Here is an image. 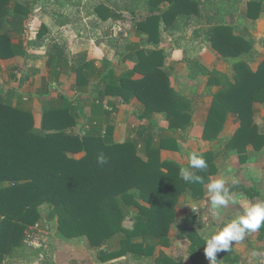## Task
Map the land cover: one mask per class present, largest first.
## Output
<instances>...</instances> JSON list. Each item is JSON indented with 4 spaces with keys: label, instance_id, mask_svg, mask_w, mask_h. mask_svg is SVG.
Returning <instances> with one entry per match:
<instances>
[{
    "label": "trees",
    "instance_id": "obj_1",
    "mask_svg": "<svg viewBox=\"0 0 264 264\" xmlns=\"http://www.w3.org/2000/svg\"><path fill=\"white\" fill-rule=\"evenodd\" d=\"M136 1L125 8L134 13ZM142 1L147 14L134 29L146 35L154 47L124 44L120 74L97 68L96 61L104 60L101 42L89 52L71 55L67 42L54 38L44 52L47 66L59 71L58 84L60 72L75 75L76 89L86 91L97 77L96 89L103 100L109 99V116L117 111V103L129 105L137 99L142 109L134 113L140 121L135 138L117 143L115 125L109 118L105 130L91 119L83 134L74 133L81 112L68 97L50 101L45 88L39 93L44 96L41 128L36 127L31 112L0 97V264H34L40 258L43 250L30 246L27 237L30 228L44 218L43 206L51 210L50 217H57L58 230L66 239L86 237L92 248L101 249L121 236L119 248L102 254V261L127 257L135 264H183L182 258L158 256L157 250L187 238L191 262L209 264L196 216L189 214L180 222L177 212L182 198L188 202L205 198L207 183L219 173V158L228 159L236 150L240 161L246 162L249 146L255 151L264 149V134L254 121L264 106V62L257 72L250 70L248 65L259 56L256 41L243 34L250 25L236 20L239 16L257 19L264 13V0ZM34 6L31 0H0V59L28 54L22 40L18 44L13 40L26 36ZM115 9L110 1L94 7L104 22L117 17ZM191 25L203 27L206 41L232 64L233 72V80L222 83L226 96L215 98L201 125L193 123L191 101L175 89L174 70L167 65L169 54L158 48L163 31L171 34ZM48 33L47 28L40 29L38 48L43 47ZM27 78L22 77V85ZM230 113L240 120V127L222 141L219 136ZM155 114L165 115V121L157 124ZM191 138L212 144L199 153L207 161V169H190L204 178L203 183H188L179 177V169L188 167L189 159L178 162L163 156L164 151L180 152V143ZM100 154L106 163H98ZM128 218L133 222L131 229L124 226ZM176 228L184 232L174 236ZM257 231L264 250V226ZM238 256L231 246L219 264H239Z\"/></svg>",
    "mask_w": 264,
    "mask_h": 264
},
{
    "label": "rangeland",
    "instance_id": "obj_2",
    "mask_svg": "<svg viewBox=\"0 0 264 264\" xmlns=\"http://www.w3.org/2000/svg\"><path fill=\"white\" fill-rule=\"evenodd\" d=\"M110 1L114 3L115 10L118 9L117 17L104 22L94 11L97 4ZM134 0H70L66 4L65 0H31L34 3V10L32 11L28 20V32L25 36V42H29L28 49L33 45L30 53V58L26 59L21 57L17 63L19 68H24L26 71L33 68L35 76L38 77L37 84H42V78H45L49 98L57 100L62 97H68L74 102L76 108L81 112L79 126L75 130L76 134H83L87 129V122L93 118L97 121L98 127L101 125V130H105V123L109 118L111 123L116 126L115 138L116 142L121 144L130 138L136 137V131L140 126V121L137 120L134 113L139 109L140 104L136 105H120L117 103V111L109 116L111 109L108 107L109 99H102L100 93L96 89L98 87V79L95 77L91 85L86 91H78L75 84V75L67 76L61 74L58 81L61 82L60 86L56 87V69L46 67L47 57L43 52L46 51L48 42H43V47L38 48L35 44L36 37L42 28L49 29V34L54 36L58 42H67L69 50L72 54L78 53L80 50L94 47L95 44L101 42L100 49L103 52L104 60L98 61L96 66L98 69L105 71L114 69L118 74L124 69L121 64V49L124 44H137L145 48L151 45L147 42V36L138 34L134 29L135 23L146 17V8L142 0L136 1V10L134 13L128 11L127 7ZM135 4V3H134ZM117 6H119L117 8ZM114 12V9L112 10ZM95 12V13H94ZM116 13V12H114ZM98 19H91L92 17ZM95 22L93 26L90 24ZM193 26H182L183 30L174 32L171 36L167 31L162 32L164 36L163 47L168 50L171 46H176L177 40L187 38L190 32L202 37L200 31L192 28ZM48 36V34H47ZM46 36V37H47ZM184 36V37H183ZM34 40V41H32ZM26 43V44H27ZM258 48L261 49L262 42H259ZM174 49V48H173ZM170 50V49H169ZM42 52V53H41ZM82 52V51H81ZM174 52L171 53L170 58ZM169 54V53H168ZM102 56V57H103ZM169 63V60H168ZM14 65V63H13ZM190 65V64H189ZM188 65V66H189ZM194 70L196 67L191 65ZM230 81L232 79L229 77ZM35 83V81H34ZM49 89V90H48ZM83 92V93H82ZM179 92V91H178ZM208 104L198 102L194 105L196 112L194 113V121L196 125H201L207 118ZM92 117V118H91ZM163 114H156L155 121L160 123L164 120ZM88 119V121H87ZM254 121L259 125L260 131L264 134V106L259 109V112L254 115ZM240 127V120H230L225 123L223 132L220 134L219 139L225 140L235 134ZM190 140V139H189ZM211 143H204L191 139L190 142L183 147L182 159L185 162L189 154L193 151L197 153H204L210 148ZM182 146V144H181ZM176 152L164 151V157L178 161L179 154ZM248 160L246 162L240 161V154L231 151L228 159L219 158L217 166L219 173L212 177L211 180L221 179L225 180V186L229 189V194L237 198L235 204L230 203L221 211L219 219H213V209L211 199L208 194L205 198L199 201L188 202L186 199H181V203L177 212L180 222H183L189 214H194L197 218L196 229L203 236L209 226L219 224L221 227L225 222L234 219L242 214L243 208L251 204L257 203L264 199V149L255 151L252 146L248 148ZM82 156H77L81 158ZM207 193V187H206ZM242 197V198H241ZM194 204L196 210L192 212L191 206ZM44 210L45 221H40L39 229L42 232L39 236L42 248H35L36 250H43L42 254L45 258L43 261L41 257L34 264H79L78 260H87L86 264H135L130 258H121L115 260H100V256L105 253L117 250L120 245L121 236L116 237L108 247L101 249L92 248L86 237L77 239H66L58 230L57 217H50L48 206L42 207ZM1 219V218H0ZM133 222L128 218L124 226L131 229ZM187 226V225H186ZM34 228L31 227L32 230ZM184 232L182 228H176L173 235L176 236ZM235 252L239 255V264H264V250L262 242L259 240L258 231L245 234L241 240L232 242ZM34 248V247H33ZM263 250V251H262ZM161 253L174 258H182L183 264H193L191 262V243L187 238L177 241L172 247L162 248L159 247L157 255ZM225 251L216 253L217 264L223 261ZM91 260V261H89ZM115 261V262H111ZM96 262V263H95Z\"/></svg>",
    "mask_w": 264,
    "mask_h": 264
},
{
    "label": "crops",
    "instance_id": "obj_3",
    "mask_svg": "<svg viewBox=\"0 0 264 264\" xmlns=\"http://www.w3.org/2000/svg\"><path fill=\"white\" fill-rule=\"evenodd\" d=\"M245 5L246 4H244L243 7H245ZM240 6L242 7V5ZM93 18L98 19L95 16L92 17L91 19ZM236 20L237 22H239L240 20H244L246 21L247 24L250 25L249 31L243 34L245 36L247 35L252 36V38L256 41V50L259 56L258 57L256 56L255 62H252L248 65L250 70L255 73L258 71L261 63L264 62V45L261 44L262 48L261 49L258 48V45H260L259 42L264 41V13L260 14L257 17V19L255 18L248 19V18H244L243 16H239L238 19ZM94 23L95 22L91 23L90 25L93 26L95 25ZM181 25L183 24L181 23ZM204 26H207V23H205ZM192 28L196 29V31H200L201 34L203 32L202 26H197V27H192ZM181 29L183 30V28ZM194 32H190L188 34V37L185 39L181 38L180 40H177L176 46L175 47L171 46V48H168V50H166L162 46L163 41H164V36H162V43L158 46V48L165 49V51L169 53V63L167 65L172 67L174 70V86H175L176 91L177 92L179 91L178 93H180L183 97L188 98L191 101L193 105V109H194V105H196L198 102H201V103L204 102L208 104L207 106L208 107L207 117H208L210 108L212 107L215 98L218 97L220 94L222 95L223 98L226 96V94L222 92L223 90L222 83L225 82V80L230 81V79H228L229 77L233 80V72L231 70L232 64H230V62L225 60V56L219 53L216 49H214L212 44L206 41L205 39L206 37L204 34L202 35V37H199V35H195ZM33 33H38V32H33ZM173 34L174 32L172 31L170 35L173 36ZM46 36L47 34L44 37L46 39L45 42H49L54 39V36H52L49 33H48V36L47 37ZM143 36L145 35H142V37ZM20 40H22L24 42L25 47L28 48L29 42L28 43L25 42V36H23V38L21 39L19 37H16L13 40V42L15 44H18ZM36 40H37V37L35 41ZM69 44H68L67 51L71 55H78L81 53L89 52L93 48L92 46H90L89 48L80 50L76 54H72V52L69 50L70 48ZM153 47L154 46L151 45L149 48H153ZM31 49H33V45L30 46L29 49H27L28 54L24 56L22 55V56L25 57L26 59L30 58L29 57L30 53H32ZM99 50L101 51L103 55L102 50L100 48ZM172 52H174L173 53L174 55H172V57L170 58V55ZM22 56L21 55L17 56L8 61H4L0 59V97L3 98L6 103L10 104L13 107H17L21 105L27 111L31 112L34 116L36 127L41 128L42 119H43V107H44L43 97L44 96H41L39 93L42 92L43 88H45V90L47 91L48 86L45 85V81H46L45 78H42V84H37L38 77L35 76V72L33 68L27 71L24 68H21V69L19 68L17 63ZM186 58L198 61L200 65L199 66L195 65L196 70H194L192 67H190L191 65H189L188 62L185 60ZM47 62H48V58L45 62L46 67H48ZM97 62L98 61H96V63ZM60 73L63 74L62 72ZM215 73H217L218 75L214 76ZM24 76H28V78L25 84L22 85L21 80H22V77ZM60 84L61 82H59V84L55 82L54 85L58 87L60 86ZM75 84H76V80H75ZM46 96L47 98H49L48 91H47ZM49 99L50 101L54 100L51 98ZM54 102H57V100L56 101L54 100ZM136 102L140 104V102L137 99H134L131 104L136 105ZM141 109H142V106L140 104V107L137 110H141ZM195 112L196 110L194 109V113ZM155 115L153 117L154 120H155ZM195 119L196 118H194V115H193V123L196 124V122L194 121ZM229 119L236 120V118L231 113L228 115L226 122H228ZM164 121H165V118L162 122ZM162 122L158 124H161ZM115 131H116V126H115ZM114 139L116 140L115 134H114ZM190 140H188L185 143L184 142L180 143V149H181L180 151H182V153H183V147H186V145L188 144V142H190ZM193 140H197V139L193 138ZM198 141H203V140H198ZM206 143L208 144V142ZM176 153L179 154L178 162H182L183 160L182 153L181 152H176ZM43 258L45 257L43 256ZM40 261H43V260L41 259ZM115 261H118V260H115ZM115 261H111V262H115ZM78 262L79 264H86L87 260H78Z\"/></svg>",
    "mask_w": 264,
    "mask_h": 264
},
{
    "label": "clouds",
    "instance_id": "obj_4",
    "mask_svg": "<svg viewBox=\"0 0 264 264\" xmlns=\"http://www.w3.org/2000/svg\"><path fill=\"white\" fill-rule=\"evenodd\" d=\"M188 159L189 166L179 169V177L188 183H203L204 178L195 175L190 169L205 170L208 167L207 161L195 151L189 154ZM97 160L100 164L107 162L103 154H100ZM207 194L211 199L213 219H219L224 207L237 202V198L229 194V189L225 186L223 178L210 180L207 183ZM188 206H191L192 212L196 210L194 204ZM262 226H264V199L244 207L242 214L225 222L222 227L219 224L209 226L207 232L202 236L205 246L204 254L209 264H217V252L228 251L232 242L241 240L245 233L257 231Z\"/></svg>",
    "mask_w": 264,
    "mask_h": 264
},
{
    "label": "built area",
    "instance_id": "obj_5",
    "mask_svg": "<svg viewBox=\"0 0 264 264\" xmlns=\"http://www.w3.org/2000/svg\"><path fill=\"white\" fill-rule=\"evenodd\" d=\"M39 226L40 224H36L31 230V233L27 237V243L34 248L41 249L42 243L39 236L42 232H40L41 230L39 229ZM41 259H43V256H41Z\"/></svg>",
    "mask_w": 264,
    "mask_h": 264
}]
</instances>
